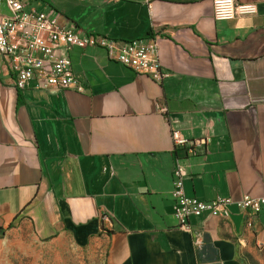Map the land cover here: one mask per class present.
Masks as SVG:
<instances>
[{
	"label": "crops",
	"instance_id": "1",
	"mask_svg": "<svg viewBox=\"0 0 264 264\" xmlns=\"http://www.w3.org/2000/svg\"><path fill=\"white\" fill-rule=\"evenodd\" d=\"M23 1L81 36H154L166 75L72 46L83 91L18 89L0 52V228L71 235L105 264H250L264 249V206L240 200L264 195V0H238L258 12L231 20L214 18L213 0ZM172 130L211 142L188 154ZM177 159L186 194L231 197L229 218L204 212L192 231L178 227Z\"/></svg>",
	"mask_w": 264,
	"mask_h": 264
},
{
	"label": "built area",
	"instance_id": "2",
	"mask_svg": "<svg viewBox=\"0 0 264 264\" xmlns=\"http://www.w3.org/2000/svg\"><path fill=\"white\" fill-rule=\"evenodd\" d=\"M6 6L9 13L3 12ZM23 0H0V52L15 73V86L26 89L76 88L83 91L81 80L72 71L68 50L72 46L102 47L110 57L139 73L151 74L156 78L165 76L161 70L159 47L154 36L121 42L104 36H81L74 28L61 27L52 12L26 10ZM258 12L255 1L213 0V16L216 20H231L252 16ZM159 110L165 111L159 106ZM177 148L188 154H197V147L211 142L208 135L189 140L180 131L172 130ZM187 176L185 165L176 160L171 194L174 200V215L178 227L192 231L189 217L208 212L210 216L227 219L231 197L218 196L213 200H202L188 196L184 188ZM240 204L246 211L258 212L264 206L263 196L243 195Z\"/></svg>",
	"mask_w": 264,
	"mask_h": 264
},
{
	"label": "rangeland",
	"instance_id": "3",
	"mask_svg": "<svg viewBox=\"0 0 264 264\" xmlns=\"http://www.w3.org/2000/svg\"><path fill=\"white\" fill-rule=\"evenodd\" d=\"M250 264H264V249L249 256ZM0 264H105L102 253L71 235L37 238L31 228L15 226L0 241Z\"/></svg>",
	"mask_w": 264,
	"mask_h": 264
},
{
	"label": "water",
	"instance_id": "4",
	"mask_svg": "<svg viewBox=\"0 0 264 264\" xmlns=\"http://www.w3.org/2000/svg\"><path fill=\"white\" fill-rule=\"evenodd\" d=\"M5 232H4V230L2 229V228H0V234H4Z\"/></svg>",
	"mask_w": 264,
	"mask_h": 264
}]
</instances>
